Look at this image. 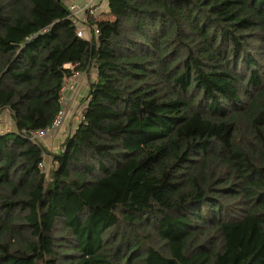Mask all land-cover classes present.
Masks as SVG:
<instances>
[{
  "label": "trees",
  "instance_id": "16d2710c",
  "mask_svg": "<svg viewBox=\"0 0 264 264\" xmlns=\"http://www.w3.org/2000/svg\"><path fill=\"white\" fill-rule=\"evenodd\" d=\"M63 1L0 0V264H264V0Z\"/></svg>",
  "mask_w": 264,
  "mask_h": 264
},
{
  "label": "built area",
  "instance_id": "2783aa9c",
  "mask_svg": "<svg viewBox=\"0 0 264 264\" xmlns=\"http://www.w3.org/2000/svg\"><path fill=\"white\" fill-rule=\"evenodd\" d=\"M105 2L106 0H88L85 4L72 3V5L69 6L68 8L70 11L69 21L71 25L74 27V33L77 38L81 40H91V36H92V38L95 41H97L98 28L96 26V22L100 21L97 16L99 5ZM91 19H94V21L93 23L90 24ZM75 66H76L75 64H67L64 66V68L73 69ZM76 76H78V74ZM66 87L67 85L65 83L61 89L62 108L58 112L51 127L46 128L45 130H41L37 132H29L27 134H24L23 136L24 139L38 145L40 141L43 140V138L53 134L55 131H58L61 128L69 112V110L65 108V106L69 104L68 103L69 101H66L62 96L63 91L65 90ZM1 114H0V135L9 132L8 129H4V127H2L4 119H2Z\"/></svg>",
  "mask_w": 264,
  "mask_h": 264
},
{
  "label": "crops",
  "instance_id": "0c3cea01",
  "mask_svg": "<svg viewBox=\"0 0 264 264\" xmlns=\"http://www.w3.org/2000/svg\"><path fill=\"white\" fill-rule=\"evenodd\" d=\"M64 1L68 4H72V3L80 4L82 0H64ZM103 5L105 6L104 11H105V13H107V3H102V5L101 4L99 5L98 14L102 13V6ZM86 81H87L86 80V73H81L80 75L74 77L73 80L70 81V84L63 91L62 96L64 97V99L66 101H68L69 98H72L73 95H75L74 90H77L78 96L76 97V99H73V101L76 104V101L78 102V100H81V97H83L85 95V93L87 92V89H88V85H87ZM66 85H67V81H66ZM76 87H77V89H76ZM79 110H80L79 107L75 108L74 106H72L71 109H69L68 116L65 119L66 121H64L61 128L58 131H55L53 134L48 135L44 140H42V144L44 147H46L48 149L55 150L58 142L62 143L63 139L67 136V134H70L72 132V130L71 131H69V130L74 129L75 126L77 125L78 120L76 118V115H78L80 113ZM69 114H70V116H69ZM8 115L9 114H5V117H4L5 121H9ZM70 125L72 128L69 129ZM10 127H11V124H10ZM11 128L8 129L9 132H11V130H10Z\"/></svg>",
  "mask_w": 264,
  "mask_h": 264
},
{
  "label": "rangeland",
  "instance_id": "374dc122",
  "mask_svg": "<svg viewBox=\"0 0 264 264\" xmlns=\"http://www.w3.org/2000/svg\"><path fill=\"white\" fill-rule=\"evenodd\" d=\"M87 1H88V0H82L80 4H82V3L85 4ZM99 2H102V1H99ZM63 3H64L65 6L68 7V8H69V6L72 5V4H68V3H66L65 1H63ZM101 5H102V3H101ZM104 10H105V6L103 5V6H102V13H100V14L97 15V16L99 17L98 19H99L100 21H102V20H112V16H110V14H106ZM92 72H93V71H89V72L86 73V75H87L88 77H90V78H91V77L94 78ZM71 80H73V78H72ZM71 80H68V81H67V86L70 84V81H71ZM86 82H87V81H86ZM87 85H88V83H87ZM76 89H77V87H76ZM74 94H75V95H73L72 98H69V100H68V101H69V102H68L69 104L65 106V108H66L67 110L71 109L72 106H74L75 108H76V107H80V106H79V105H80V100H78V102L76 101V104H75V102L73 101V99H76V97L78 96V92H77V90H74ZM1 116H2V119H4L5 114H3V115L1 114ZM67 116H68V115H67ZM67 116H66V117H67ZM69 116H70V114H69ZM78 116H79V115H76V118H78ZM10 118H11V116L8 115V120H9V121H5V120L3 121L2 127H4V129H9V128H11V127H10V124H11V119H10ZM65 119H66V118H65ZM65 121H66V120H65ZM9 123H10V124H9ZM70 128H72L71 125H70L69 129H70ZM10 130H12V128H11ZM71 130H72L71 133H73L74 129H70L69 131H71ZM69 131H68V132H69ZM59 144H60V143L58 142V144L56 145L57 148H58V147L60 148L61 145H59ZM49 167H51V164H50V162H49V160H48V161H47V168H49Z\"/></svg>",
  "mask_w": 264,
  "mask_h": 264
},
{
  "label": "clouds",
  "instance_id": "9594fccd",
  "mask_svg": "<svg viewBox=\"0 0 264 264\" xmlns=\"http://www.w3.org/2000/svg\"><path fill=\"white\" fill-rule=\"evenodd\" d=\"M106 3V2H105Z\"/></svg>",
  "mask_w": 264,
  "mask_h": 264
}]
</instances>
